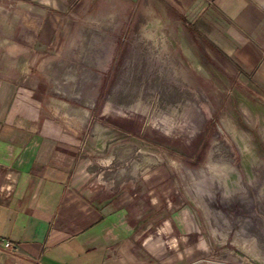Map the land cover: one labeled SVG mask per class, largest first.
<instances>
[{
	"label": "crops",
	"instance_id": "obj_1",
	"mask_svg": "<svg viewBox=\"0 0 264 264\" xmlns=\"http://www.w3.org/2000/svg\"><path fill=\"white\" fill-rule=\"evenodd\" d=\"M161 20L236 63L264 108V0H0V264L208 262L210 233L167 171L101 161L56 93L59 60L158 39Z\"/></svg>",
	"mask_w": 264,
	"mask_h": 264
},
{
	"label": "rangeland",
	"instance_id": "obj_2",
	"mask_svg": "<svg viewBox=\"0 0 264 264\" xmlns=\"http://www.w3.org/2000/svg\"><path fill=\"white\" fill-rule=\"evenodd\" d=\"M144 33L96 43L80 65L59 60L58 98L74 104L101 161L167 171L179 206L210 233L206 264H264L263 95L182 26Z\"/></svg>",
	"mask_w": 264,
	"mask_h": 264
},
{
	"label": "built area",
	"instance_id": "obj_3",
	"mask_svg": "<svg viewBox=\"0 0 264 264\" xmlns=\"http://www.w3.org/2000/svg\"><path fill=\"white\" fill-rule=\"evenodd\" d=\"M4 246H5L6 248H11V247H12V244H11V242L6 241V242L4 243Z\"/></svg>",
	"mask_w": 264,
	"mask_h": 264
}]
</instances>
